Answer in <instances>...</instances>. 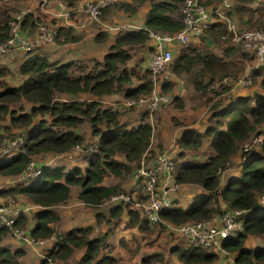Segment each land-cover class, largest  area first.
<instances>
[{
	"label": "trees",
	"instance_id": "1",
	"mask_svg": "<svg viewBox=\"0 0 264 264\" xmlns=\"http://www.w3.org/2000/svg\"><path fill=\"white\" fill-rule=\"evenodd\" d=\"M4 1V0H0ZM66 6H73L80 0H56ZM140 2L141 0H137ZM183 0H150L145 13L143 26L139 29L119 31L108 51L100 62L94 64L93 73H85L72 76L68 69L71 62H49L44 53L34 50L26 53V57L18 65V73L23 78L11 86L0 79V121L7 114L8 123L0 124V141L5 139V149H0V175L17 176L28 170L31 158L42 152H64L80 143V136L74 133V128L82 119L89 120L91 132L97 135L95 143L96 151L87 160V166L83 171L78 167H72L64 171L63 166L38 165L32 167L33 174L26 175L27 182H17L12 186L0 190V196L11 197L24 196L30 204L39 207L32 215L30 225L26 221V214L20 217L12 225V228L27 230V236L32 241L48 238L53 235L51 223L59 219L51 208L64 203L69 196L71 185L79 187L77 199L83 204L95 207L104 199L119 192L116 185L102 184L101 180L106 172L114 175L127 173L131 164L139 161L142 154L147 151L151 133L155 124L140 122L135 126L127 127L119 122V112L109 107L101 108L96 99L88 102L70 100L58 102L55 93L69 96L82 94L91 98H102L114 92H120V96L136 99L148 94L151 88L149 73L146 69L142 74L125 68L118 69V65H124L129 58L127 47L142 45L148 39L147 31L170 33L181 28L180 16H174L179 3ZM221 0H202L204 5H210ZM241 5L236 9H244L242 3H250L253 0H237ZM0 4V43L7 37V22L11 15L9 8ZM122 8L132 9L128 4L120 5ZM37 20L32 13L27 12L23 16L22 24L32 26ZM214 26L222 27L215 22ZM213 26V25H212ZM65 34L58 27L56 34ZM74 39V37H70ZM192 86L194 89L211 84L213 79L228 74V65L223 62L221 56L212 52H197L180 47L174 56L170 70L173 73L187 72L194 66ZM97 69V67H99ZM263 71L262 66H259ZM137 67L135 68V70ZM8 73L5 67L0 66V78ZM254 73H252L253 75ZM137 84L131 86L132 80ZM163 80L160 83V91L164 92L169 85ZM264 90V77L259 82ZM143 93L142 95H140ZM176 97L172 96V100ZM29 103L17 105L18 111L10 109L9 104L14 102ZM133 110V109H127ZM208 122L202 133L188 130L177 142V149L173 155L175 159L182 155V149H194L200 143L204 135L210 136L208 147L213 152L202 162H176L172 172L173 181L176 184H197L201 192L195 194L184 206L175 203L159 210L160 218L171 224H182L200 220H209L223 212L219 201L225 209L237 208L251 211L245 217L241 231L231 239H223L220 246L232 254L234 262L238 264H264V246L246 248L243 240L246 235L264 236V208L258 207L257 196L264 190V141L258 144V151H241L240 173L235 178H229L224 185L219 186V174L230 164V157L239 149L240 144L248 141L256 132V125H264V93L255 95L250 101L249 96L237 97L223 107L210 109ZM133 112L137 114L134 110ZM38 115V119H36ZM48 115L46 119L44 116ZM138 115V114H137ZM144 118L143 113L137 117ZM102 125V129L99 128ZM24 127L22 134L16 137H8L4 134L11 127ZM4 134V135H3ZM11 136V135H9ZM18 140H20L18 142ZM14 145L7 147L10 142ZM19 147L14 153L9 149ZM152 153V152H150ZM115 154L122 156L123 160L114 158ZM151 155V154H150ZM108 218L104 214L94 213L96 223L100 219L105 222L116 220L123 213L119 204L110 205L107 209ZM128 219L124 228L135 227L142 236L153 234L154 226H150L144 219L138 217L134 211H127ZM26 222V223H25ZM24 224V225H22ZM26 226V227H25ZM24 229V230H25ZM25 230V233H26ZM91 227L72 228L57 234L53 246L48 249L39 261V264H47V258H59L66 261L73 248H83L81 256L74 264H112L114 258L108 254L97 256L99 249L105 248L106 234L89 238ZM11 235V229L0 226V241L7 235ZM169 252L183 264H211L216 253L198 246L174 245ZM22 250L0 245V264H16V258ZM150 260H161L160 253L144 255L142 264L150 263Z\"/></svg>",
	"mask_w": 264,
	"mask_h": 264
},
{
	"label": "built area",
	"instance_id": "2",
	"mask_svg": "<svg viewBox=\"0 0 264 264\" xmlns=\"http://www.w3.org/2000/svg\"><path fill=\"white\" fill-rule=\"evenodd\" d=\"M39 4L45 0H34ZM117 0H81L71 7H66L62 2L61 7L68 9V15H77L75 23L78 27L98 22L103 10L111 6ZM26 9L21 8L9 16L7 22V37L0 43V54L13 55L17 52L27 53L34 51L43 44L53 43L58 25L53 21H37L32 26L22 24ZM181 28L170 33L147 31L150 38L151 53L147 59L145 68L150 76L151 88L144 97L129 99L119 96L112 99L109 108L112 110L133 109L143 113L148 124L153 123L152 115L163 106L172 102V96L160 91V83L172 78L170 64L172 59L171 45L186 46L191 39L206 33L215 22L223 26L221 39L229 41L232 45H239L244 50H252L258 66H262L264 72V29H239L233 20L231 3L221 0L210 5H204L202 0H183L180 6ZM120 31L128 28L127 25L116 26ZM251 83L249 76L238 78L232 82V86H246ZM259 143L264 141L259 135L252 139ZM20 140H18L19 142ZM248 141L241 144L240 150L244 153L250 149ZM14 142L6 146L11 147ZM175 165V157L167 150H161L153 155L145 151L131 174L130 187L127 191L110 196L107 201L110 205L119 204L123 212L134 211L139 218L144 219L150 226H155L171 237L180 239L185 245L207 248L215 253L221 252L226 258V264H238L234 262L230 253L220 246L223 239L233 238L241 231L245 217L251 211L247 209L231 208L221 213L218 223L209 220H200L182 224H171L159 217L158 212L164 207L173 205L172 198L166 193L173 178L172 172ZM30 173L29 175H32ZM6 204L0 205V226L11 229V236L16 240H24L28 243L40 244L41 240L32 241L27 236V230L12 228L21 214L30 210V206H21L8 197ZM258 207L264 208V192L257 196ZM45 253L42 254V257ZM47 264H56L47 258ZM251 264V263H247Z\"/></svg>",
	"mask_w": 264,
	"mask_h": 264
},
{
	"label": "rangeland",
	"instance_id": "3",
	"mask_svg": "<svg viewBox=\"0 0 264 264\" xmlns=\"http://www.w3.org/2000/svg\"><path fill=\"white\" fill-rule=\"evenodd\" d=\"M23 1L24 0H4V1H0V4L3 2L4 5H6L5 7L9 8L10 13L12 14L17 10H20L21 8L25 9V6H23ZM147 1L149 2L150 0H147ZM228 1L231 3L232 17H233V19L235 18L234 21H235V23L239 29H264V2L263 1L259 0V1H253L251 3H248L247 5H244V9H242V10L236 9L238 7V5H241V4H239V2L237 0H228ZM149 3H148V5H149ZM126 4H128V3H123V5H126ZM140 4L141 3H137L134 1L128 5L130 6V8H133V5H134V7H137V6H140ZM112 6H114V5H111L108 7H112ZM180 6H181V3H179L178 9L174 13V16H180ZM108 7H106V8H108ZM120 7H122V6H120ZM120 7L117 9L113 8L114 12H117L119 14H127L128 16L132 14V9H126L125 7L123 9H121ZM233 10L236 11L237 17L235 16L236 13L233 12ZM104 11H105V9L103 10V12ZM103 12H102L101 16H103ZM240 14H243V15L241 16ZM240 16L247 18V22L243 23V24L239 23L238 19L241 18ZM248 18H249V21H248ZM37 21L45 22L46 20L38 18ZM94 26H92V27L93 28H99V27H94ZM106 34H107L106 31H101L99 33H96L94 35V40H93L94 43L102 41L105 38ZM208 34L213 35V37H212L213 43L210 47H206L202 44H199L201 46L198 47V49H196V48H191L190 44H187L186 46H179V48L184 47L186 49V51L190 50V49H193L197 52L209 51V52L214 53L215 55L221 56L223 59V62H225L228 65V74L226 76H220L218 78L213 79V82L211 84H207L205 82V85L200 87L198 90L194 89V87L191 85V83H190L191 79H189L187 74H181L182 76L180 77V79L184 84V85L182 84L184 86V92H183L182 96H177V98L175 100H172L171 104H169L167 106H163L157 111V113H159L160 117L158 116L156 119L154 131L150 135L148 147L146 149L147 151L152 152V153H150L151 155L159 152L160 150H162L163 147H165L167 145L163 140L166 138V136L169 133L172 135L171 139L175 140L176 138L174 137V135H175L174 131L177 128H179V130L184 129V127L187 124L186 122L192 123L193 121H191L190 118H193V117L198 118L199 119L198 121H200L199 123L202 126H206L207 124L210 125V122H208V118H209V113L211 112V110H210L211 108H213L215 106L221 107V106L227 105V103H229L230 100L233 99L234 96L239 95L240 97H243V96L247 95L250 97V101H251V99H253L255 95L264 93L262 86H260V84H259L261 78L264 77V72L257 65V61H256V58H255L253 51L252 50H244L239 45H232L229 41L221 39V35L223 34V26L222 27L213 26L209 31H207L201 37H199L198 40L201 41L200 38L205 39L206 38L205 36ZM55 39H56V36L54 37V41H55ZM38 51H40V50L38 49ZM127 52L129 53V58L125 62L126 65L124 64L125 68L126 69L127 68L132 69V70L136 71V73H137L138 71H137V69L135 70V67L141 66V68H142L144 66V68H145L147 59L151 53L150 38L148 37V40L145 42V44L132 45V46L127 47ZM176 54H177V52H175V51L172 52L171 61H173V58ZM51 61H53V60H51ZM97 62H99V61H97L95 58H91V59H82L81 58L80 60L77 59V60L71 62V66L69 67L68 71L72 76H78V75H82L85 73L86 74L87 73H93L94 72V64ZM171 64H172V62H171ZM171 64H170V66H171ZM121 67H123V65L119 64L118 69H120ZM99 68L100 67H97V69H99ZM144 68H143V70H144ZM181 73H183V72H181ZM252 73H254V74L252 75ZM138 74L141 75L142 73H138ZM178 74H180V73H178ZM246 76L250 77V79H251L250 84H248L246 86H240V85L232 86V82H234L236 79L244 78ZM19 79L20 78L18 77V74L16 71L8 72L5 76V83L8 85H13V84H16L19 81ZM149 79H150V76H149ZM132 83L133 84L131 86L137 84V81L133 79ZM176 83H177V81L175 83L172 82V86L170 87V85H169L168 89L164 92L167 94L172 93L174 95L173 92L175 91V89H177ZM185 83H189L190 88L192 90L186 89L187 87H186ZM181 87H182L181 84H179L178 89ZM142 94L143 93H141L140 95H142ZM195 94H197L196 96H198V97H196ZM112 96L113 95H106V97L101 100V98H96V97L91 98L88 95L85 96L82 94L69 96L66 94L55 93V97H56L55 100H57L58 102H63V101L67 102L70 100H77L79 102L80 101L88 102L89 100L96 99L100 102L99 106L101 108H107L109 106V104L111 103V100H112L111 97ZM129 99H133V98H129ZM25 104H29V103H23V101L14 102V103L9 104V107H10V109H13V111L16 112V111H18L17 105H25ZM27 107L28 106L25 105V110L27 109ZM184 107L186 109L187 108L194 109L196 107V109L189 111V110H185ZM196 110H199V111L196 112ZM187 111H188V113H187ZM131 112H133V110H128V111L123 110V112H119L118 113L119 114V116H118L119 122L121 124L127 125V122H126L127 119L125 118V115H126V113H131ZM135 112L138 114V115L135 114V116L138 117L140 112L139 111H135ZM37 116L38 115L35 116L36 119H38ZM44 117L46 119L49 118L48 115H45ZM140 121L146 122V119L142 118ZM7 123H8V116L6 114L4 116V118L0 121V124H7ZM99 128L102 129V125H99ZM71 129L73 130L74 133H77L81 138L80 143L78 145L73 146L72 148H70L64 152H52L51 151V152H42L40 154L34 155L31 158V163L28 166L29 167L28 170L26 169V171L21 175V177L0 175V190L5 189L9 186H12L17 182H23V183L27 182L28 181L27 177H31V176H26V175L27 174L29 175L30 173H32L33 172L32 167L35 168L38 165L39 166L40 165L63 166L64 171H66L72 167H78L79 169H81V171H83V169H85V167L87 166V160L91 157L92 153H94L96 151V148H94V147H95V143L97 141V135H95L91 132L92 129L90 127L89 120L86 118L82 119V122L78 123L74 128H71ZM23 131H24L23 126H20V130H19V128L11 127L10 130L4 134L7 135V138L8 137L13 138V137H16V136L22 134L21 132H23ZM9 135H11V136H9ZM259 135L262 137V140H264V125L263 124L256 125V132L248 140L247 143H250V150L258 151L259 142L256 140L255 142L252 143L251 141L253 138H255ZM199 145L197 146V148H195L193 150H187V149L181 148L182 155L180 157H177L175 159V161L176 162L185 161V162H191V163L205 161L207 158V155L209 154V149L207 146V140L204 139L202 142L200 139ZM18 148H19L18 146L13 147V148H10L8 151H9V153L12 154L15 151H17ZM0 149H3V150L5 149V139L4 138L0 141ZM199 151H202V153ZM195 153H200V154L198 155ZM114 158L118 161L123 160L122 156L119 154H115ZM135 166H136V162L131 164V169L129 172L122 173L120 175H114V174H111L110 172H106L103 175L101 182L103 184H106V185H116L119 189L118 193L125 192L127 187H128V184H129V181L131 178V174H132V171L134 170ZM231 166L232 165H228L225 169H223L221 171V173L219 174V176L221 174H223L224 170L231 168ZM78 191H79L78 186L71 185L68 200L65 201L64 203L59 204V205H55L51 208L52 210L55 211V209H57V206H60V207H62L60 209H64L67 212V214L63 213V212L61 213V215L63 217V221L68 222L69 219H71V220L73 219L74 213L71 210V208L68 207V203H69V201L72 200L73 197H76ZM118 193H116V194H118ZM174 193H176V191ZM24 199L25 198L22 196H15L12 201L21 205V206H25L27 202H25ZM107 199L108 198L104 199L99 205H97L95 207H90V206L88 207L85 204L78 205L79 206L78 209L80 210V214H83L86 211H88V208H90L93 211L98 212L100 214L101 213L104 214V211L105 210L107 211V209L110 207L109 206L110 204L107 201ZM8 201H9L8 197L0 196V205L6 204ZM174 203L179 204L180 201L177 198H175ZM65 205H66V207H64ZM107 217H109V216L107 215ZM104 218H105V215H104ZM27 219L28 218H26V221H27ZM100 220H104V219L102 218ZM108 223H109V221L107 222L106 225H108V226L106 227V230L103 233V234H106L105 236L107 237V241L105 242L106 245H105V248L101 247L100 251H110L112 248L111 244H112V241H114V240L112 238H110V235L113 236V234H114L113 228H112L114 226L113 225L114 222H112L111 224H108ZM22 225H24V224H22ZM104 225H105V223H104ZM79 226L85 227L86 225L79 223V224H76L75 227L77 228ZM51 227H52L53 232H54L52 237H54V239L56 240L57 234L61 233L62 231H59L60 227L58 225L56 226V223H51ZM94 228H96V229L90 231L88 234V237H90V235L92 237L103 236V234L101 232L102 231L101 230L102 225L101 226L95 225ZM122 228H119V230H121ZM10 236L11 235L8 234L7 236H5L3 238L4 240H2L0 243L1 246H4V247L10 246V243L8 242V240H10V238H9ZM143 237L146 239V241H150V242L156 241L157 247L153 248L152 251H166V249H167L166 244L168 242L166 244L165 243L159 244L156 237H154L152 235H145ZM171 242L174 244L184 246V243L182 241H180V239H177V241L173 240ZM245 245L251 246V245H253V243L250 242L249 240H247V243L245 242ZM263 245H264V243H263ZM125 246H127V243H124L122 240V237H120L118 247L121 249H125V251H126ZM149 246H152V244H150ZM14 247L15 246H13L12 248H9V249L14 250ZM132 250L137 251V247H135ZM45 251H47V249H45ZM72 251L73 252L70 253V255H69L70 257L68 256L66 261H61L59 258H50V260L56 264H74L75 262L72 259L77 257L78 253H80V252L82 253L83 249L82 248H73ZM127 251H129V250H127ZM117 258H121V257L118 255ZM154 262H155V260H153V264H154ZM150 263H151V261H150ZM25 264H27V263H25ZM116 264H118V263H116Z\"/></svg>",
	"mask_w": 264,
	"mask_h": 264
},
{
	"label": "crops",
	"instance_id": "4",
	"mask_svg": "<svg viewBox=\"0 0 264 264\" xmlns=\"http://www.w3.org/2000/svg\"><path fill=\"white\" fill-rule=\"evenodd\" d=\"M134 1L137 3H141V4H140V6H137V7H134V5H133V11H132L131 15L128 16L127 14H119L117 12H114V9L119 8L120 5H123V3L130 4ZM159 1H165V0H159ZM253 1H259V0H253ZM253 1H251V2H253ZM260 1L264 2V0H260ZM149 2L147 0H141L140 2H138L137 0H117L113 4L114 6L105 8V11L103 12V16H100L101 18L99 19L98 22H95V24L92 23V24L86 25L84 27L76 26L75 23L78 19L77 15H73V14L68 15V13L65 12V11H68V9H63L61 7V4H59V2L56 0H45L41 4H39L37 1H34V0H24L23 6H25V9L27 10V12L32 13L33 17H35L37 20L39 18V19L46 20L48 22H50V21L56 22L58 27L61 28V31L63 33H65V32L67 33L66 38H64L65 34L64 35L60 34V33L56 34V39H55V41H53V43L43 44L37 48L42 53H44V55L46 56V58L49 62L64 63V62H72V61H75L77 59L80 60L81 58L82 59L95 58L97 61L100 62V60H102V58H103V55L107 53V51H108L107 48L113 43L116 34L120 31L119 29H117L116 26L127 25L128 28L123 29L124 31L142 28L144 16H145V13L149 7V5H148ZM239 4H241V3H239ZM247 4L248 3H242L243 6L247 5ZM239 6L240 5H238V7ZM66 7H68V6H66ZM120 8L123 9L122 7H120ZM233 12L236 13L235 10H233ZM240 15L242 16L243 14H240ZM235 16L237 17V13ZM238 20H239V23H241V24L247 22V18H245V17H241ZM248 21H249V18H248ZM215 24L216 23H214L213 26ZM92 26L99 27V28H93ZM98 31L99 32L106 31L107 34L102 41L94 43V41H93L94 35L96 33H99ZM201 36H199V37H201ZM70 37H74V39H71ZM199 37H196V38H193L190 40V42L188 44H190L191 48L198 49V47L201 46L199 44H202L206 47H210L212 45L213 35L208 34L205 36L206 37L205 39L200 38L201 41L198 40ZM151 45H152V42L150 40V48H151ZM178 49H179V45H177L175 43L171 45L172 52L173 51L177 52ZM25 57H26V53H23V52H17L13 55L0 54V66L5 67L8 72L16 71L18 74V77L20 78L16 84H13L11 86L17 85L21 81V79L23 78L21 75H19L17 69H18V65L20 64V62ZM51 60H53V61H51ZM125 65H123V67H121V68H125ZM197 67L198 66L196 65L185 73L183 72V73L178 74V73L172 72V78L170 80H167L166 82L171 87L172 82L175 83L177 81V83H176L177 89H175V91L173 92L174 95L171 93L173 95V97L177 98V96H182V94L184 92V86H183L184 84L180 79V77L182 76L181 74H187L189 79L192 80L193 72ZM143 68H144V66L142 68H141V66H139V67H137V70L140 73H142ZM126 70L130 71L131 69L127 68ZM5 76L1 77L0 79L4 81ZM179 84H181V86L183 88L181 87L178 89ZM185 84L187 87L186 89L192 90L190 88L189 83H185ZM191 85H192V83H191ZM109 95H113L111 97L112 99H118L119 95H121V94H120V92H114V93H111ZM196 95L197 94H195V96ZM105 97L106 96H103L101 98V100L104 99ZM196 97H198V96H196ZM237 97H239V95L234 96L233 99L230 100V102H232ZM221 107H223V106H221ZM194 109H196V107ZM194 109H189V108L186 109L185 108V110H189V111L194 110ZM157 111L152 115V119H153L152 124L153 125L156 123L157 117L158 116L160 117V115H159V113H157ZM198 111L199 110H196V112H198ZM187 113H188V111H187ZM125 118L127 119L126 120L127 127L135 126L136 124L141 122L135 116L134 112L126 113ZM190 119H191V121H193L192 123L186 122L187 124L184 127V129L179 130V128H177L174 131V134H175L174 137L176 138L175 140L171 139L172 135L170 133L166 136V138L163 141L167 145L165 147H163L162 150H167L169 153L173 154L178 149L176 141H178V139L183 134H185L188 130H194L195 132H199V133H202L204 131L206 126H202L199 123L200 121H198L199 120L198 118L193 117ZM200 139L202 142L204 139H206L207 140V146H208L210 136L204 135ZM195 148H197V147H195ZM240 148H241V144L239 146V149L230 157V164L229 165H232L231 168L224 170L223 174H221L219 176V182H218L219 186L224 185V183L227 181V179L235 178L239 175V173H240V162H241V150H240ZM208 149H209V154L207 155V157L210 155H213V152L210 150L209 147H208ZM187 150H193V149H187ZM147 152H149V151H147ZM199 152L202 153V151H199ZM195 154L199 155L200 153H195ZM130 182H131V179L129 181V184H128L126 191L130 187ZM165 190H166V193H168V195L172 198L173 204H174V199L177 198L180 201V203L176 204V205H180L181 207H184L195 194L201 192V187L198 186L197 184H187V183L186 184H176V183H174L173 178H172L170 183H168V187L165 188ZM175 191H176V193H174ZM263 192H264V190H263ZM69 193H70V189H69ZM22 197H24V196H22ZM24 198H25L24 199L25 202H27L25 206L31 207L30 210L25 213L27 218L29 219V222H30V225L29 224H27V225L29 227H31L32 222L30 219H31L33 213L39 207L30 204L29 201H27V198L26 197H24ZM68 198H69V196H68ZM68 198H67V200H68ZM80 204H83V203L77 199V195H76V197H73L71 201H69L68 207L71 208V210L74 213V216H73V219L72 220L69 219L68 222L63 221V217L61 215L62 212L66 213V214H67V212L64 209H60L62 207L57 206V209H55V213L57 214L59 219L56 222V226L58 225L60 227L59 231H66V230H69L72 228H76L75 227L76 224L82 223V224H85L86 226L91 227L90 231L96 229V228H94L95 225H98V226L102 225V229H101L102 231L101 232L103 234L104 231L106 230V227L108 226V225H106L107 222H104L105 220H101L100 222L96 223L95 218H94V213H96V212L90 208H88V211H86L85 213L80 214V210L78 209V207H79L78 205H80ZM219 204H220L221 209L224 211V209H225L224 205L220 201H219ZM64 207H66V205ZM104 215L106 218H108L106 210L104 211ZM220 216H221V214L215 215L212 218H210L209 221L212 223H218L220 220ZM127 219H128V215L123 212L120 214V216L116 220H112V219L110 220L111 222H109L108 224H111L112 222H114V224H113L114 226L112 227L114 234H113V236L110 235V238H112L114 240V241H112V244H111L112 248L110 251H100L101 249H99L97 256L109 253L114 258V262L112 264H116V263H118V264H142L141 263L142 256H144L145 254L148 255V254H152V253L157 252V253L161 254V260H155L154 264H183L174 256V254L170 253L168 250L171 246L176 245V244L172 243L171 241H173V240L177 241V238L171 237L169 234L163 232L161 229L154 226L155 228L152 230L153 234H151V235L156 237L159 244H163V243L166 244L167 242L168 243L166 244L167 245L166 251H152L153 248L157 247L156 241L155 242L146 241V239L142 236V234L139 231H137V229L135 227L124 228L125 227L124 224L126 223ZM104 223H105V225H104ZM79 227H77V228H79ZM119 228H122L121 229L122 231L119 230ZM94 237H97V236H94ZM94 237H92L90 235L89 238H94ZM120 237H122V240L124 243H127V246H125L126 251H125V249H121L118 247ZM9 238H10V240H8V242L10 243V246H8V248H12L13 246H15L14 249L19 248L22 250L21 251L22 253L16 258V264H25V263H27V264H39V261L42 258V254L46 252L45 249H47V250L50 249L56 241L54 239V237L50 236L48 238L38 239V240H41L42 243L36 245L33 243H28L24 240H16L12 236H10ZM2 240H4V239H2ZM247 240L252 242L253 245H251V246L245 245V242L247 243ZM1 241H0V243H1ZM106 241H107V237L105 238L104 243ZM263 243H264V236H262V235H259V236L258 235H246L244 240H243V246L246 248L264 246ZM150 244H152V246H149ZM105 245H106V243H105ZM135 247H137V251L132 250ZM127 250H129V251H127ZM72 252L73 251H71V253ZM81 254H82L81 252L78 253L77 257H75L72 260L74 262H76L78 260V258L81 256ZM118 255L121 258H117ZM230 255L232 257L231 253H230ZM150 261H151V263H148V264H153V260H150ZM226 262H227L226 256L223 253L218 252V253H216L215 260L211 264H226Z\"/></svg>",
	"mask_w": 264,
	"mask_h": 264
}]
</instances>
